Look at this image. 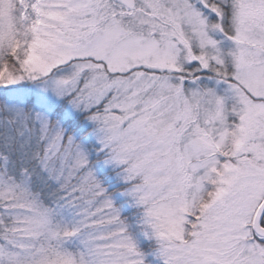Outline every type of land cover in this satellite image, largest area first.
<instances>
[{"label": "snow or ice", "instance_id": "snow-or-ice-1", "mask_svg": "<svg viewBox=\"0 0 264 264\" xmlns=\"http://www.w3.org/2000/svg\"><path fill=\"white\" fill-rule=\"evenodd\" d=\"M0 264H264V0H0Z\"/></svg>", "mask_w": 264, "mask_h": 264}]
</instances>
